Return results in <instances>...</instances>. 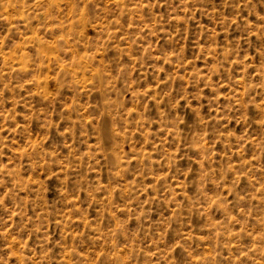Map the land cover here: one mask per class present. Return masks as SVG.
Masks as SVG:
<instances>
[{"label":"rangeland","instance_id":"rangeland-1","mask_svg":"<svg viewBox=\"0 0 264 264\" xmlns=\"http://www.w3.org/2000/svg\"><path fill=\"white\" fill-rule=\"evenodd\" d=\"M0 264H264V0H0Z\"/></svg>","mask_w":264,"mask_h":264}]
</instances>
